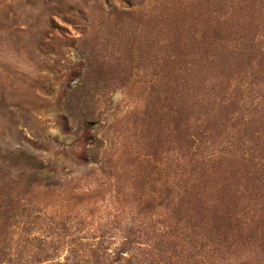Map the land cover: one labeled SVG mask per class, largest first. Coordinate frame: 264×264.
<instances>
[{
  "label": "rangeland",
  "instance_id": "rangeland-1",
  "mask_svg": "<svg viewBox=\"0 0 264 264\" xmlns=\"http://www.w3.org/2000/svg\"><path fill=\"white\" fill-rule=\"evenodd\" d=\"M263 71L264 0H0V203L17 206L0 264H156L161 239L178 254L152 232L191 168L175 127L201 157L250 148L232 124L264 108Z\"/></svg>",
  "mask_w": 264,
  "mask_h": 264
},
{
  "label": "trees",
  "instance_id": "trees-1",
  "mask_svg": "<svg viewBox=\"0 0 264 264\" xmlns=\"http://www.w3.org/2000/svg\"><path fill=\"white\" fill-rule=\"evenodd\" d=\"M256 108L246 114L241 123L232 124L239 133L243 128L240 138L251 145L248 149L240 150L239 139H232L223 142L226 145L223 150L201 157L192 153L198 150L201 141L196 143V135L188 134V126L184 124L187 119L182 132L175 127L178 149L186 151L181 161L191 168L176 182L174 179L168 182L165 203L157 205L163 212L155 215L162 219L155 221L152 232L158 238H167L171 231L176 233L175 237L179 236L180 240L171 248L180 251L177 254L168 249L169 244L161 239L159 244L163 250L152 256L156 264H264V108ZM225 154L233 161H217L219 165L210 166L212 172L206 174L204 160H219ZM210 177L215 179L211 182L213 186L207 180ZM238 202L247 204V212L237 209L242 205ZM14 204L11 201L0 203V217L14 215L17 207ZM157 206L150 207L154 210ZM122 245L133 248V241L125 238ZM236 247L247 248L246 254L219 257ZM144 250L147 254L153 251L150 246ZM122 253H114L113 263L134 264L135 254L123 258Z\"/></svg>",
  "mask_w": 264,
  "mask_h": 264
}]
</instances>
